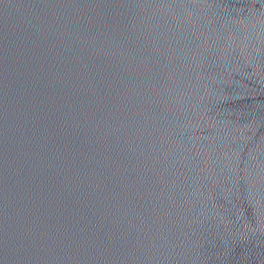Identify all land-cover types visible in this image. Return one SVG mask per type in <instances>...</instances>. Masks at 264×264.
Here are the masks:
<instances>
[{"label": "water", "instance_id": "1", "mask_svg": "<svg viewBox=\"0 0 264 264\" xmlns=\"http://www.w3.org/2000/svg\"><path fill=\"white\" fill-rule=\"evenodd\" d=\"M0 162L264 264V0H0Z\"/></svg>", "mask_w": 264, "mask_h": 264}]
</instances>
